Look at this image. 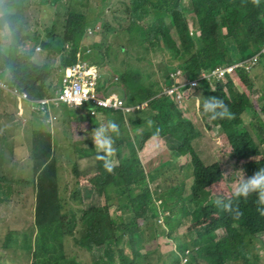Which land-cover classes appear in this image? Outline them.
<instances>
[{"label": "trees", "instance_id": "obj_1", "mask_svg": "<svg viewBox=\"0 0 264 264\" xmlns=\"http://www.w3.org/2000/svg\"><path fill=\"white\" fill-rule=\"evenodd\" d=\"M183 1L8 0L0 5V82L16 85L31 100L52 97L56 88L50 84L45 89L44 81L53 71L92 59L91 54L81 52L88 51L81 42L88 29L99 28L103 41L90 48L94 57L113 69L111 83L125 90L126 105L138 100V106L146 105L128 118L111 109L91 117L89 102L76 108H52V113H58L57 131L52 132L50 124L47 129H36L30 147L35 174L16 179L36 197V235L23 246L31 252L32 264H182L186 258L187 264H264L256 245L264 234V214L249 199L255 193L234 199L228 188L213 191L225 183L220 163L205 164L194 146L200 133L172 99L160 95L170 74L178 69L165 61L173 52L190 57L181 66L191 76L242 62L258 52L264 42V21L256 22V18L264 20V1L258 5L256 0H189L185 15ZM47 15L51 22L40 34L37 26ZM33 17L36 31L30 34ZM189 17L199 28L196 39L190 37ZM54 18L60 19L59 30ZM169 18L177 26L181 53L168 27ZM37 42L48 52L45 60L36 58ZM166 45L170 48L165 49ZM235 76L243 92L235 89V80L230 78L227 83H215L213 90L206 80L192 79L197 80L196 90L204 99L218 98L232 113L231 119H212L203 106L200 110L207 130L211 121L224 132L232 147L231 159L240 163L247 179L264 168V153L259 151L264 145V103L254 101L247 91L254 87L252 74L239 68ZM116 77L120 82H115ZM37 81L42 82L37 86ZM11 98L19 106L17 97ZM259 99L263 102L264 96ZM110 121L117 125V132L106 133L112 138V151L104 153L85 133L107 129ZM59 134V146L54 149L53 138ZM153 137L169 146L173 156L190 158V162L173 166V175L166 170L146 172L140 152ZM2 145L10 149L5 151L0 145V164L14 153V147ZM98 154L104 159H98ZM170 166L171 161L162 164ZM3 171L0 168V197H7L11 187L1 182L13 185L16 180ZM213 196L231 199L210 204ZM225 202L239 215L225 211ZM188 218L191 222L184 234L174 237L182 245L173 253H163L162 246ZM163 219L170 233L163 232L159 223Z\"/></svg>", "mask_w": 264, "mask_h": 264}, {"label": "rangeland", "instance_id": "obj_2", "mask_svg": "<svg viewBox=\"0 0 264 264\" xmlns=\"http://www.w3.org/2000/svg\"><path fill=\"white\" fill-rule=\"evenodd\" d=\"M126 0H116V2H124ZM258 5H260L264 0H256ZM8 0H0V5H5ZM36 2V0H35ZM189 0L183 1L182 13L185 15L189 12ZM3 11L0 9V12ZM237 14L236 7L233 10V16L235 17ZM95 14H92L90 18ZM104 18L109 19L110 16L104 14ZM218 21L220 22L219 16H217ZM55 29L59 30L62 26L61 23H58L57 18L55 20ZM52 20V21H53ZM32 25L28 29V33L33 34L36 31V19L33 17L31 19ZM264 20L260 17L256 18V22H263ZM51 19L46 16L43 21H39V25L37 26V30L39 33H43L46 29L47 23H50ZM168 27L170 29L171 34L173 35L176 42V48L181 53V40L179 38V33L177 26H175L174 21L170 18L168 19ZM189 29H190V37L192 39H196L199 35V28L193 22V19L189 17ZM225 31V30H224ZM226 34L227 32H223ZM99 40V38L90 37L89 35L85 36L81 45L89 49L94 45L95 41ZM229 40V39H228ZM227 40V41H228ZM230 42V41H229ZM170 48L169 45L165 46V49ZM253 51V50H252ZM84 54L87 51L82 50ZM176 52L171 53L170 60L166 59L167 62H173L174 65H182L185 60H189L190 57L181 54L179 57L175 54ZM180 55V54H179ZM41 57V59H46L49 57L48 52L43 50L41 53H36V58ZM57 59L56 57L54 58ZM93 61L97 63L98 57L95 56L92 58ZM51 65H53L50 62ZM264 56L260 58L259 64L253 68L249 73L252 74L254 79V87L252 90H247L250 95H252V99L256 102L264 103L259 98L260 96H264ZM189 69V68H187ZM110 77L111 73L105 71ZM192 75V74H191ZM187 75L186 81H190L192 78L200 79L201 74L198 73L195 76ZM62 78V71L56 70L53 71L51 76L47 77L44 81L43 87L48 89L50 84L53 85V88L57 86L60 79ZM235 80V89L237 91L243 92V88L240 85V80L238 76L233 78ZM42 81H37L36 85H40ZM0 86H2V99L0 100V145L4 147L5 151L10 148L2 145L3 143L8 144L13 150V155L9 161L4 164H0V168H4V174L10 179H18V178H30L33 176L32 172V160H31V143L34 140L36 129H47L49 128L48 120L42 119V114L38 109V105L34 104L35 102L29 99H25V93L21 92L16 85L8 86L6 83L0 82ZM212 90L214 89L213 85H211ZM20 91L21 96L17 95ZM55 91V90H54ZM113 91L115 98L123 97V91L115 88H110V92ZM14 95L18 99L19 106H16L13 102L14 99L11 96ZM201 93L194 90L190 93L189 99H186L185 102H181L179 104L181 110L184 112V117L186 119L191 120L196 130L200 133V141H195L194 146L198 150L202 159L204 160L206 165H213L215 163H220L221 168L224 171V185L220 186L213 191L228 188L229 191H232L234 186L241 180L245 179L240 170V163L237 164L234 160L231 159L232 155V147L228 144L225 134L221 130L220 127L215 126L213 122L209 121L211 127L210 130H207L205 124L202 120L201 114L198 112L197 104L201 101ZM125 99H129L128 96ZM204 100V97L202 96ZM34 102V103H33ZM140 100L134 103V106L139 105ZM202 102V101H201ZM22 103V105L20 104ZM30 104L27 106V104ZM36 105V106H35ZM61 108H66L65 106H61ZM34 119V122L30 124L31 120ZM30 118L31 120H29ZM46 118V117H45ZM134 119V118H133ZM36 120V123H35ZM40 122V123H39ZM95 122V120H93ZM96 123V122H95ZM246 126L250 129V132L253 131L252 126H249L247 123ZM52 132L57 131L56 122L54 121L51 125ZM95 131V130H94ZM85 133L86 138L93 140V132ZM255 139L257 140V136L254 133ZM15 138L19 139L15 142ZM59 136H54L53 138V148L57 149L60 141ZM174 146V143L170 145ZM112 147V145H111ZM157 149V151L155 150ZM264 153V148H262ZM56 155L63 159L58 152ZM140 159L142 161L143 166L145 167L146 172L155 173L157 170H166L173 175V166H179L180 164L189 163L190 158H179L178 156H173L169 153L167 149L160 148L159 144H156L154 147V142L146 143L141 152ZM171 161L172 166L163 168L162 164ZM180 175V174H179ZM180 179L182 176L180 175ZM192 184V179L187 185V191L190 190ZM14 193L11 195L10 203H3L0 205V235L6 236L9 233V247L7 250H4V244L0 241V264H32L33 258L31 252L28 253L24 250L23 246L25 241L33 240L36 235V231L34 230V207L36 204V197L34 191L30 187L22 186L16 180V183L13 184ZM219 198L218 196H213ZM210 204L213 203V200L209 201ZM160 202L158 203V205ZM164 221V219L162 220ZM191 220L185 219L183 226L176 231L172 237L171 241L162 246V251L165 254H170L175 251V247L182 245V242L179 240V243L174 240V237H179L184 234L185 227L189 226ZM165 231H169L168 228L164 229ZM178 235V236H177ZM219 237L222 236V233H218ZM260 242H257L256 245H259ZM259 255L264 256V237L261 238V245L258 246ZM68 251V250H67ZM31 259V260H30ZM186 262L184 261L183 264Z\"/></svg>", "mask_w": 264, "mask_h": 264}, {"label": "clouds", "instance_id": "obj_3", "mask_svg": "<svg viewBox=\"0 0 264 264\" xmlns=\"http://www.w3.org/2000/svg\"><path fill=\"white\" fill-rule=\"evenodd\" d=\"M2 12L3 11H1V13ZM31 25H32V22L28 26V29ZM98 29L99 28L88 29L85 36L89 35L90 37L99 38V40L95 41V43H98V45H99V43L101 41H103V36H101L102 31H100ZM95 43H94V45H95ZM92 47L93 46H91L90 48H92ZM65 48L68 49L70 47L67 45V46H65ZM90 48L88 49L86 54L87 55L91 54L92 58H93L94 55H93V52L90 50ZM35 51H36V53H41L43 51L42 46L38 42L36 43ZM262 56H264V42L262 43L260 50L258 52H256L253 56H250L249 58H247L246 60H244L242 62H238V63L228 65V66H222V67L219 66V67L212 69L209 72H202L200 79L206 80L207 82L210 83V85H213V87H215L214 84L217 82L227 83L228 78H230L231 80H234L233 79L234 78V72H235V70H237L239 68L244 69V71L247 73L252 71L253 68H255L259 64L260 58ZM168 59L170 60L169 57H168ZM255 59H256V61H255ZM167 64L174 65L173 62H171V61L167 62ZM84 66L86 67V70L88 72L87 78L91 79L95 82V86L92 89H90L88 86L83 87L84 93L88 96L87 102H89L91 104V111H90L91 117H97L102 113V111L111 109V110L120 111L124 118H128L130 114H133L137 110L143 109L146 107L145 104H142L141 106L126 105L125 90L118 88L116 85L111 83V79L113 77V69L111 67L105 65L103 63V61L101 60V58H99V56H98L97 63L95 61H93L92 59H89V60H86L84 62L79 63L78 65H74V66H70V67L66 68L65 70L62 71V78L66 77L68 75V71H70L72 69H76V68L81 69ZM176 66L178 67V69L174 70L170 74L168 83L164 85V88L162 90V93H160V95H162L163 97L167 96L168 98L172 99L173 102L179 107V111L182 113L183 118H185L184 112L181 110L179 104L181 102H185L186 99H189V95L193 90H194V92L197 91L196 88L198 87V82H197V80H194V79H191L190 81H186V76L188 75L187 71L181 65L180 66L176 65ZM104 70L110 72L111 77L107 73H105ZM220 71H224V76L219 77L218 72H220ZM62 78L60 79L57 86L54 87L56 89L53 92L52 97H54L55 93H62L64 91V89L59 90L60 87H63L61 84ZM115 82H120V79L118 77H116ZM110 88H113V90L115 88L122 90L123 91V97L115 98L113 91L110 92ZM175 89H179V92L183 93V98L181 100L178 99L177 95L170 94V91L175 90ZM0 90L2 91V86H0ZM21 92L27 94L25 91H21ZM198 93H200V92H198ZM27 96H28V94H27ZM202 96H203V94L201 95V101L202 102L200 101L197 104V109H198V112L200 114H201V112H200L201 107L203 106V110L206 113H209L210 118H212V119H216L218 117L219 118L227 117V118L231 119L232 113L228 110V107L223 103L222 100L215 98V97L207 98V99L203 100ZM52 97L33 100L35 102V103L34 102L33 103L38 105L37 107H38L39 111L41 112L43 117H46V120H48V123L50 125H52L53 121H55L56 117L58 116V113H52V108H58V109L62 110L63 108H61V106H65L66 108H76V106H78V105H67L64 103H61L58 106H55L52 103H49L48 105L45 106V109H42L40 104L37 102V101L45 100V99L49 100V99H52ZM28 99H29V97H28ZM217 109L219 111H216ZM187 120H189V119H187ZM189 121H191V120H189ZM107 132L116 133L117 132V125L110 121L107 125V129H105L104 127H101V128H99L93 132V140H94L95 147L104 153H110L112 151V147H111L112 138H111V136L106 134ZM255 134L257 136L256 132H255ZM226 139H227V137H226ZM257 139H258V136H257ZM151 142H154V147L156 146V144H159L160 148L167 149L169 151V153L172 155V153L169 150V146L165 145L162 141H160L159 137H153L150 140H148V143H151ZM228 144H229V142H228ZM257 145L261 146L260 142H257ZM262 148H264V145H262ZM262 148H261V150H259L261 153H263ZM155 150L157 151L156 148H155ZM97 158L98 159H104V156L98 154ZM263 158H264V155H263ZM32 172L34 175L35 173H34V169H33V164H32ZM242 175L245 177V179H241L234 186L233 190L230 191L233 195V198L234 199L235 198H246L249 196V194L255 193L256 196L254 198H249V199L254 200V202H256V204H257L259 211L262 214H264V168L257 170L247 179H246V176L244 173H242ZM1 184L4 186H10L11 191L8 193L7 197H4V196L0 197V205H2L5 202L10 203L11 195L14 193V186L12 184H10L8 182H5V183L1 182ZM190 189H191V187H190ZM187 193H189V191H187ZM230 199H231L230 197L227 199H223L221 197H219V198L213 197L211 200H213L214 202L217 201V203H218V201L222 202V201H228ZM223 209L225 211L231 212V214H234L237 216L239 215V212L234 207H232V205L230 203H227V202L223 203ZM159 223H163L162 226H163V232H164L165 231L164 229L167 228L165 221H160ZM34 230H35V209H34ZM165 232L170 233V230L165 231ZM262 237H264V234L261 237H259L258 242H260V244L257 245V249H258V246L261 245V238ZM0 241H2L4 244V250H7L9 247V233H7L6 236L0 235ZM7 241H8V243H7ZM262 257H264V256H262ZM184 261L186 262L185 264H187L188 258L183 259L182 264Z\"/></svg>", "mask_w": 264, "mask_h": 264}, {"label": "built area", "instance_id": "obj_4", "mask_svg": "<svg viewBox=\"0 0 264 264\" xmlns=\"http://www.w3.org/2000/svg\"><path fill=\"white\" fill-rule=\"evenodd\" d=\"M218 74L219 77H222L224 76V71H220ZM87 75L88 72L85 66L81 69L76 68L68 71V75L62 78L61 84L64 87V91L62 93H55L52 99L40 100L37 102L40 104L42 109H45V106L49 103L58 106L61 103L67 105H79L83 102H87L88 96L84 93L83 87L88 86L90 89H92L95 86V82L91 79H88ZM170 94L177 95L179 100L183 98V93L179 92V89L170 91ZM25 96V99H28L27 94H25Z\"/></svg>", "mask_w": 264, "mask_h": 264}]
</instances>
